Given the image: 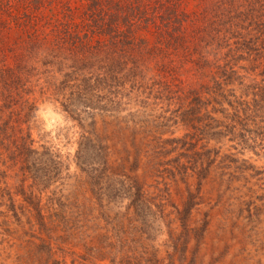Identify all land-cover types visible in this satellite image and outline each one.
<instances>
[{
    "label": "rangeland",
    "instance_id": "374dc122",
    "mask_svg": "<svg viewBox=\"0 0 264 264\" xmlns=\"http://www.w3.org/2000/svg\"><path fill=\"white\" fill-rule=\"evenodd\" d=\"M126 55L0 37V264H264V0H182Z\"/></svg>",
    "mask_w": 264,
    "mask_h": 264
},
{
    "label": "trees",
    "instance_id": "16d2710c",
    "mask_svg": "<svg viewBox=\"0 0 264 264\" xmlns=\"http://www.w3.org/2000/svg\"><path fill=\"white\" fill-rule=\"evenodd\" d=\"M183 18L182 0H0V37L14 29L44 59L124 56Z\"/></svg>",
    "mask_w": 264,
    "mask_h": 264
}]
</instances>
